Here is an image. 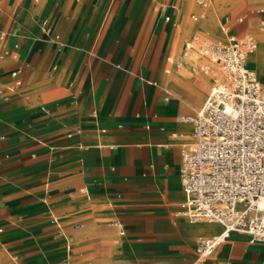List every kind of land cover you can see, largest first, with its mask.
Returning a JSON list of instances; mask_svg holds the SVG:
<instances>
[{
  "label": "crops",
  "instance_id": "1",
  "mask_svg": "<svg viewBox=\"0 0 264 264\" xmlns=\"http://www.w3.org/2000/svg\"><path fill=\"white\" fill-rule=\"evenodd\" d=\"M172 1L155 0L157 18L147 36L142 19L151 12L149 0H42L34 16V4L24 0L23 18L22 2L11 0L6 29L0 28L6 32L0 87L12 82L9 72L15 68L21 84L5 91L6 99L0 94V223L43 216L45 229L62 239L61 264H93L71 254L72 240L89 239L110 252L114 246L103 241L114 229L125 240L129 228L145 230V215L126 217L124 210L154 203L177 205L175 214H180L183 143L178 145L177 138L187 123L192 140V124L179 114L199 105L206 84L162 67L164 58L175 56L171 48L158 55L160 44L165 48L168 42L162 29L180 28L185 15L184 0L177 10L161 8ZM193 7L187 13L191 20L190 14L199 11L194 1ZM164 14L179 25L165 21ZM170 74L178 83L167 84ZM203 74L210 88L211 78ZM160 209L158 221L166 214ZM95 218H109V225ZM154 229L160 234L151 238L156 240L152 264H264V241L233 231L204 262H196L191 237L214 234L220 224L209 230L179 220ZM70 231L77 232L70 236ZM146 240L140 236L134 247L141 249ZM96 257L113 264L104 252Z\"/></svg>",
  "mask_w": 264,
  "mask_h": 264
},
{
  "label": "built area",
  "instance_id": "2",
  "mask_svg": "<svg viewBox=\"0 0 264 264\" xmlns=\"http://www.w3.org/2000/svg\"><path fill=\"white\" fill-rule=\"evenodd\" d=\"M178 2L173 0L161 8L177 10ZM194 3L199 11L190 17L198 20L205 16L209 0ZM164 20L179 25L169 14H164ZM259 28L264 33V17ZM46 29L44 19L41 30ZM5 38L6 32L1 30V53L6 52L2 48ZM258 46V39L250 33L226 39L194 35L184 43L186 50L197 53V67L210 76L211 86L201 107L192 115L180 117L191 122L192 140L180 146L183 200L179 212L192 222L221 225L218 232L199 237L195 248L198 263L204 262L232 231L264 241V86L248 61ZM166 58L172 60L174 54ZM19 73L18 68L10 70L13 80L0 87V94L21 84ZM112 224L119 228L120 235L125 234L118 219Z\"/></svg>",
  "mask_w": 264,
  "mask_h": 264
},
{
  "label": "rangeland",
  "instance_id": "3",
  "mask_svg": "<svg viewBox=\"0 0 264 264\" xmlns=\"http://www.w3.org/2000/svg\"><path fill=\"white\" fill-rule=\"evenodd\" d=\"M22 2L21 6V18L25 17L27 6L24 0H18ZM150 1L151 12L149 15H145L142 19V26L145 27V34L147 36L151 33L155 20L157 18V9L155 0ZM194 0H184L185 5L183 10L185 12L183 25L174 29L164 25L162 29V36H168L167 46L162 47V43L159 46L158 55L164 56L166 48H171L175 52V56L172 60L164 58L162 67L165 71H180L187 76L199 79V82H204L206 87L200 94V103L195 106L190 113L179 114L190 115L192 114L202 103L208 88V82L204 79L203 73L200 72L198 66L199 59L197 53L194 51H188L184 47V43L190 36L208 34L217 39H226L233 34H245L250 33L256 35L258 38L259 19L264 16V12L260 10L264 8V0H209V7L204 17L201 20H191L188 18L187 13L194 9ZM212 1V2H211ZM214 1V2H213ZM34 4L31 11V15L34 16L40 12L42 8V0H31ZM11 0H0V28H5L7 24H3L8 20L9 10L11 9ZM213 11H212V9ZM110 16V15H109ZM42 16L37 19L39 24ZM36 21V20H35ZM245 21L250 23L244 29L240 24H244ZM240 26V28H238ZM123 31H126L127 26L121 27ZM207 31V33L205 32ZM262 33V32H261ZM189 52L188 56L182 55V51ZM250 62V59H248ZM2 62H0V65ZM251 64V62H250ZM255 73L264 85V74H262L256 67ZM168 72V71H167ZM208 78V76L206 77ZM183 134L177 138V143L182 144L191 140V127L187 123H183L179 129ZM180 184V183H178ZM148 204L142 209H128L124 210L126 217L144 216L143 227L145 230H137V226L128 229L127 240L120 238L114 229L103 241V244H112L113 250L107 252L105 249L96 248L90 245L92 240L89 239H77L70 241L72 243L71 254L77 255L82 260H92L93 264H104L103 259H98L96 256L105 253L108 260L113 264H152L155 250L153 247L156 240L152 237L160 234L154 229V225L160 223L161 225L174 224L179 220H183L187 224H197L206 222L195 221L190 222L189 219L183 215H176L177 205H161ZM156 207H161L166 214L162 220L156 219L157 210ZM167 216V217H166ZM159 217V216H157ZM156 220H155V219ZM97 222L107 223L109 225V218H95ZM138 221V220H137ZM132 223V222H130ZM129 225V222H126ZM45 220L41 217H21L16 220L0 223V227H3L0 231V264H61V259L64 255L62 239L52 232V230H46ZM164 226L163 228L165 229ZM50 228V227H49ZM84 228V227H83ZM80 231V230H78ZM77 231H70L68 234L73 236ZM244 235L248 240V235L243 231H233ZM209 233L196 232L191 237V243L193 249H195L199 237L207 236ZM69 236V237H70ZM146 237L147 240L142 244V248L137 249L133 243L139 241V238ZM70 239H72L70 237ZM95 240V239H94ZM129 240V241H128ZM126 245H131L127 246ZM76 256V257H77Z\"/></svg>",
  "mask_w": 264,
  "mask_h": 264
},
{
  "label": "bare ground",
  "instance_id": "4",
  "mask_svg": "<svg viewBox=\"0 0 264 264\" xmlns=\"http://www.w3.org/2000/svg\"><path fill=\"white\" fill-rule=\"evenodd\" d=\"M212 11H213V9H212ZM249 23H250L249 21H245L244 24H240V26L243 27L242 29H244L246 26H248ZM240 26H238V28H240ZM258 35H259V37L257 39L260 41V45L250 55L249 59H250L251 64L254 65V68L256 67L262 74H264V34L259 32ZM181 54L184 55V58H185V56L189 57L188 56L189 52H187L186 50H183ZM203 77L208 82V78H206L207 76L203 75ZM170 82L178 83L177 77L175 75H173V74H170L169 77H168V80H167V84L170 83ZM181 117H183V116H181ZM202 225L205 228L209 229V230H215L216 226L218 225V223L215 224L214 222L206 221V222H203Z\"/></svg>",
  "mask_w": 264,
  "mask_h": 264
}]
</instances>
